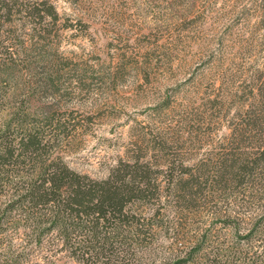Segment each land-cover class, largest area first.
I'll return each instance as SVG.
<instances>
[{
    "label": "rangeland",
    "instance_id": "obj_1",
    "mask_svg": "<svg viewBox=\"0 0 264 264\" xmlns=\"http://www.w3.org/2000/svg\"><path fill=\"white\" fill-rule=\"evenodd\" d=\"M263 108L264 0H0L1 137L21 135L23 114L25 128L50 140L47 159L63 156L95 180L135 162L193 167L194 197L178 191L188 173H155L153 202L133 207L145 235H130L131 253L117 243L118 259L93 264H170L197 243L189 264H204L248 234L264 216L260 189L217 185L214 170L236 148L233 129ZM14 191L3 187L1 208ZM5 213L0 221L26 218L22 208ZM260 224L239 242L250 255L264 250ZM55 249L30 251L29 264H87Z\"/></svg>",
    "mask_w": 264,
    "mask_h": 264
},
{
    "label": "trees",
    "instance_id": "obj_2",
    "mask_svg": "<svg viewBox=\"0 0 264 264\" xmlns=\"http://www.w3.org/2000/svg\"><path fill=\"white\" fill-rule=\"evenodd\" d=\"M260 111L264 114V108ZM20 116V138L14 135L6 140L0 136V192L5 186L15 189L13 198L5 202L0 210L6 212V218L12 210L22 208L26 218L22 219L24 222L21 224L15 223V220L0 221V264H29L32 260L30 251L43 250L46 243L52 248L56 247L55 252L69 249L87 264H93L102 257L107 262L118 259L114 250L117 243L123 245L128 254L130 235L144 236L146 233L138 226L142 225L141 217L133 214V207L137 203L153 202L159 189L155 182L157 172L173 173L179 170L180 174L188 173L187 177H179L180 197L185 200L187 196L196 195L192 192L196 183L195 173L191 171L193 167L185 164L173 163L165 170L135 162V165L128 164L125 168L113 170L107 178L95 180L68 166L63 156L47 159L50 140L43 142L36 131L25 128L23 114ZM263 120L264 115L259 119L250 118L242 129H233L231 144L241 149L253 145L256 140L258 147L263 146L264 137L261 136L264 129L257 128L261 122L264 128ZM8 129L10 131V125ZM253 129L259 131L258 139L252 138L258 134H253ZM232 148L228 155L220 159L218 168L215 167L214 182L227 186L248 183L258 186L264 194V151L241 152ZM27 166L32 167L28 173L24 170ZM207 168L205 163L196 164L200 172L206 173ZM261 193L259 199L264 201ZM154 212L153 216L159 214L156 210ZM263 220L264 216L260 215L248 234L237 235L234 246L226 249L225 253L220 248L216 258L204 264H264V250L263 253L256 251L250 255L239 243L241 239L248 240L261 232L260 223ZM20 230L25 239L24 244L17 246L13 233H20ZM77 234L83 238H77ZM201 246L202 243H197L190 247L184 256L170 264L194 262ZM221 256L225 258L224 261L220 259Z\"/></svg>",
    "mask_w": 264,
    "mask_h": 264
}]
</instances>
